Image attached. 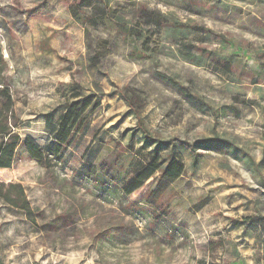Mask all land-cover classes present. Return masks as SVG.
<instances>
[{"label": "rangeland", "instance_id": "obj_1", "mask_svg": "<svg viewBox=\"0 0 264 264\" xmlns=\"http://www.w3.org/2000/svg\"><path fill=\"white\" fill-rule=\"evenodd\" d=\"M77 1L0 0L20 138L0 182L20 185L33 212L0 200V264H264V220L238 222L264 219V0H95L80 21ZM117 15L155 50L139 54ZM77 86L100 106L48 170L22 142H56ZM123 149L136 166L172 151L183 171L128 196L85 179Z\"/></svg>", "mask_w": 264, "mask_h": 264}, {"label": "trees", "instance_id": "obj_2", "mask_svg": "<svg viewBox=\"0 0 264 264\" xmlns=\"http://www.w3.org/2000/svg\"><path fill=\"white\" fill-rule=\"evenodd\" d=\"M94 1L95 0H78L77 2L71 3L69 5V10L72 17L75 20L80 21L83 18L81 13L84 6L86 4H93ZM141 12H144L145 16L152 18L154 21V12L143 10ZM116 20L119 22V28L121 31L130 35L135 40L141 41L140 45L137 47V52L139 54L146 55L148 52H153L155 50L150 44H146V39L143 37L144 34L140 33V30H137L135 26L123 24L118 15L116 16ZM155 23L158 25H164L165 21L157 18ZM225 66L229 67L228 61H226ZM4 70L5 61L2 57V47L0 44V168H8L11 166L15 159V151L20 144L19 135L14 130L17 125L15 122H12L14 105L10 89L4 82ZM76 88L77 89L71 91V94L68 97L71 100L68 101L67 105H63L64 109L60 115L59 129L55 135L56 142L45 148L39 146L30 136H27L22 142L29 158L44 164L48 170L53 168L52 160L62 156L59 146L67 144L72 135L76 136L82 134L88 126L89 116L100 106L99 99H97L96 96H82L80 95L78 86ZM138 122H140V118L138 119ZM139 130L143 137L148 141H156L143 124L139 123ZM214 141H216L215 138L203 139V142L206 143ZM188 147L195 162L197 159V154L194 153L196 145L195 143L192 145L188 144ZM153 153L145 163L136 166V164L134 165L133 163L132 153L129 152L128 154L127 151L123 149L117 154L114 163L112 164L101 162V166H99V169L97 170L86 167L84 169V177L85 179L93 181L102 192L112 191L113 188H111L110 185H115L122 195L128 196L141 188L148 179L156 174L165 182H173V180L181 175L183 166L172 151H168L167 155L162 158L158 156L156 151ZM0 200L20 208L28 217L33 215L30 205L24 195L23 188H21L20 185H5L3 182H0ZM263 220L262 217H255L246 218L245 220L238 222H261Z\"/></svg>", "mask_w": 264, "mask_h": 264}]
</instances>
